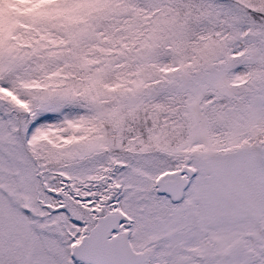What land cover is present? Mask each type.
Wrapping results in <instances>:
<instances>
[{"label": "snow or ice", "instance_id": "6c2138e0", "mask_svg": "<svg viewBox=\"0 0 264 264\" xmlns=\"http://www.w3.org/2000/svg\"><path fill=\"white\" fill-rule=\"evenodd\" d=\"M0 264H264V0H0Z\"/></svg>", "mask_w": 264, "mask_h": 264}]
</instances>
